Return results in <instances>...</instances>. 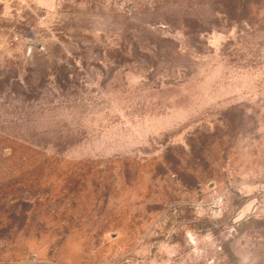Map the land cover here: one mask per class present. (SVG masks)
Here are the masks:
<instances>
[{"label":"rangeland","instance_id":"obj_1","mask_svg":"<svg viewBox=\"0 0 264 264\" xmlns=\"http://www.w3.org/2000/svg\"><path fill=\"white\" fill-rule=\"evenodd\" d=\"M0 264H264V0H0Z\"/></svg>","mask_w":264,"mask_h":264}]
</instances>
